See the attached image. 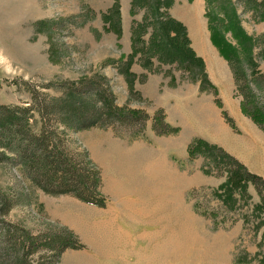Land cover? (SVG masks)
I'll return each mask as SVG.
<instances>
[{
    "label": "rangeland",
    "instance_id": "obj_1",
    "mask_svg": "<svg viewBox=\"0 0 264 264\" xmlns=\"http://www.w3.org/2000/svg\"><path fill=\"white\" fill-rule=\"evenodd\" d=\"M228 8L247 34L264 32V10L246 0L173 1L168 11L185 25L189 47L201 57L184 63L183 49L158 47V39L149 38L144 10L131 0H0V104H28L31 90L59 96L58 88L46 84L101 75L119 105L149 113L162 107L178 122L169 135H156L149 124L143 131L114 124L67 133L69 146L86 149L101 169L102 191L110 200L97 210L103 215L79 209L75 203L89 206L70 195L46 194L18 166L0 164V193L19 202L7 220L33 232L71 228L88 249L68 264H264V204L256 207L254 187L248 186L249 197L225 208L209 192L223 178L206 173L202 159L188 155L189 143L211 129L221 109L236 125L244 117L229 65L210 40V26H223ZM225 36L236 43L230 31ZM177 40L174 45L182 47L181 35ZM256 68L264 69V57ZM206 136L231 149L245 138L224 122ZM201 186L206 192L190 196ZM73 214L85 223L103 216L113 222L96 237L82 232ZM45 256V250L33 254Z\"/></svg>",
    "mask_w": 264,
    "mask_h": 264
},
{
    "label": "trees",
    "instance_id": "obj_2",
    "mask_svg": "<svg viewBox=\"0 0 264 264\" xmlns=\"http://www.w3.org/2000/svg\"><path fill=\"white\" fill-rule=\"evenodd\" d=\"M131 1L133 7L144 10L150 28L149 38L158 39V47L165 44L172 46L174 51L183 49L180 59L184 63L201 61V57L189 47L185 25L168 11L174 0ZM246 2L254 9L264 10V0ZM227 10L225 13L231 12V15L226 16L223 26H210V40L229 65L234 79L233 94L239 100L241 112L264 131V69L256 68L257 61L264 57V50L260 47V42H264V32L256 36L247 34L241 28L235 11L232 8ZM226 31L231 32L235 44L226 38ZM180 35L182 47L173 42H181L177 40ZM169 57L172 58V54ZM121 63L124 67L128 65ZM116 67L120 68V65ZM126 76L132 82L133 74L127 72ZM46 86L58 88L61 95L39 94L31 90L32 99L28 104H0V164L18 166L30 183L46 194L71 195L100 208L109 202L102 191L100 167L86 149L69 146L66 138L69 131L114 124L135 128L136 131H143L149 124L156 135L178 131L166 120L161 107L149 113L142 107L119 105L107 80L101 75L77 82L48 83ZM218 106L222 107L221 102ZM221 115L237 131L234 119L226 109H221ZM188 155L193 159L200 157L206 173L223 178L209 192L219 198L225 208L226 204L233 206L238 197H249V185L254 187L259 197L256 207L261 208L264 204V177L249 170L222 146L195 137L188 145ZM205 189L202 186L193 188L190 196H198L206 192ZM18 203L14 197L0 193V264H59L66 249L85 248L79 236L66 226H49L46 231L33 232L7 220V214ZM38 250L47 251L48 256L42 257L44 260L33 258Z\"/></svg>",
    "mask_w": 264,
    "mask_h": 264
},
{
    "label": "crops",
    "instance_id": "obj_3",
    "mask_svg": "<svg viewBox=\"0 0 264 264\" xmlns=\"http://www.w3.org/2000/svg\"><path fill=\"white\" fill-rule=\"evenodd\" d=\"M195 12H196V15L199 14L200 13L199 8ZM216 85H217V83H216ZM233 92H234V88H233ZM219 116L220 117L217 116L216 118H214L212 120V125L213 126L211 127L210 130H208L205 134H197L196 137L204 138L205 140H207L209 142L216 143V144L222 146L228 152H230L231 154L236 156L241 162H243L244 165L249 170H251V171H253L255 173H258V174H260L261 176L264 177V131L261 130L250 118L246 117L245 115H244V117H242L240 119L239 123L237 122V125H239V127H237V125L235 124V126L237 128V131L234 130L227 122H225L224 118L221 115V111H220V115ZM165 117H166V120L169 122V124H171L173 126L178 125V122L175 120V118L174 119L171 118L172 116L170 115V113L168 111L165 112ZM223 122L225 124H227L228 127H230V129H231V131L233 133L239 134V135H243L245 137L243 139L244 143L240 147H237V149H231L227 145H225V143L216 142L214 139H210L208 136H206L207 133H209L212 129L214 130L216 125H223ZM234 122H235V119H234ZM193 137L194 136H192L190 138H193ZM158 172H160L159 169H158ZM64 195H67V194H64ZM73 198H75V197H73ZM75 199H77V198H75ZM108 203H107V205H108ZM84 204L88 205L89 207L86 208V207H83V206L78 205V204L75 203L76 207H78L79 209L88 210V211H90V210L91 211L92 210L93 211L94 210H96V211L97 210H104L105 207L107 206L106 205L105 207H103L104 209H99L100 207L93 206V205H90V204H87V203H84ZM97 213L99 215H103V213L101 211H97ZM75 217H78V216L76 214H73V217H72L73 220H74ZM78 220L81 223V224H79L80 230L82 232H84V233L87 232L88 234L93 235V236H96L95 233L97 232L98 229H104L105 227H107V225H109V224H111L113 222V219L108 217V216L101 217L99 219V221H90V222H86V223L80 217H78V219L75 218L74 221L79 223ZM90 228L92 230H90ZM87 249H88V246L86 248V244H85V248H83V249H71V248H68L62 253L61 258H60V262L63 261V263L68 264L70 262L71 257H74V256L79 255V254H81V256H83L82 252L87 251ZM132 253H133V250H132ZM90 255H91V253H90ZM136 255H138V251L135 254V256ZM132 264H135V263H132Z\"/></svg>",
    "mask_w": 264,
    "mask_h": 264
}]
</instances>
